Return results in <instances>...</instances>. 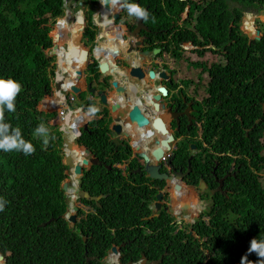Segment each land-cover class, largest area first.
Masks as SVG:
<instances>
[{
    "label": "trees",
    "instance_id": "16d2710c",
    "mask_svg": "<svg viewBox=\"0 0 264 264\" xmlns=\"http://www.w3.org/2000/svg\"><path fill=\"white\" fill-rule=\"evenodd\" d=\"M128 2L138 3L145 10L148 8L145 24L153 34L161 35L172 22L177 24L180 21L187 6L178 0ZM231 2L237 5L231 7ZM197 4L191 2L190 7L196 8H189L187 13L191 17L193 12H199L196 23L186 34H177V49L181 43L192 42L200 47L212 45L207 51L224 54L226 63H215L209 69L214 76L209 92L217 104L222 103L224 89L228 91L224 100L230 104L235 103L234 93L238 90L247 98L253 96L255 101L264 102V89L252 93L264 85V80L253 78L257 75L264 78V30L262 39L252 42L241 30L245 14L251 9L259 11L264 7V0H207L200 7ZM95 13L94 9L88 12L89 28L85 41L90 45H94L98 35L93 22ZM65 14L66 0H0V78L15 80L22 87L16 98V112L5 111V122L13 127L19 126L23 138L35 147V152L27 156L22 152L0 151V198L8 201L0 211V254H10L7 264H104L102 260L111 243H118L114 242L118 233L114 236L112 231L120 227V222L129 228L137 219L139 227L146 226L139 222L140 217L135 216L138 201L135 202L126 187H122L124 179L120 169L115 167L126 157L122 154H116L114 159L109 157L115 152L108 136L110 122L106 110L100 113L102 120L88 125L78 143L88 148L100 162L83 173L81 191L94 197L108 195V198L99 202L100 209L92 205L95 214L74 229H70L64 219L68 205L62 187L67 179V166L63 162L61 134L55 132L47 147L40 138L32 136L39 124L46 126L56 118L55 114L43 113L39 107L51 92L55 78V67L50 69L53 58H48L44 50L53 47L52 27ZM121 18L124 19L123 14ZM153 48L155 45L149 49ZM177 52L173 50L174 56ZM59 54L65 57L66 52L59 51ZM95 67L96 63L89 66L90 83L98 74ZM252 79L255 87L251 86ZM88 107H93V103L89 102ZM256 109L261 112L258 103ZM209 133L213 130L209 129ZM107 166L111 167L110 170ZM83 204L90 206L86 202ZM260 219V214L256 213L251 221L249 245L253 238L264 239V219ZM138 226L133 237L143 232ZM160 242L152 235H138L137 242L123 248L120 260L122 263L139 262L145 253L148 260L158 261L164 248ZM204 248L216 252L209 264H240L245 254L248 260L256 258L255 253H247V250L239 253L205 245ZM192 250L190 255L196 259L192 264H202L203 252L200 253L195 245ZM179 255L180 252H175V256ZM187 260H175L168 255L161 264H183Z\"/></svg>",
    "mask_w": 264,
    "mask_h": 264
},
{
    "label": "flooded vegetation",
    "instance_id": "af4514ba",
    "mask_svg": "<svg viewBox=\"0 0 264 264\" xmlns=\"http://www.w3.org/2000/svg\"><path fill=\"white\" fill-rule=\"evenodd\" d=\"M69 1L66 0V3L69 4ZM178 1L186 3L188 11L189 8H196V6L190 7L191 2H197L199 7L207 2V0ZM120 2L122 6L124 3H129L128 0H120ZM81 9L86 11L84 18L86 25L80 23L73 27L68 25V31L65 34L70 33L78 40V35L73 33L81 26L80 44L85 45V35L89 28L88 12L90 9L96 11L93 16V22L96 24L97 15L105 11L101 0H78L74 11L77 13ZM146 11L148 12V8ZM188 11L181 14L177 24L172 22L171 27L166 28L163 35L153 34L145 24L147 30L139 34L144 44L143 51H150V46L155 45L151 52L155 49H160V52L149 61L142 59V66L147 76L146 82L129 78L127 83L130 89L138 87V95L144 101L152 88L162 87L166 90V95L158 92L161 100L157 103L160 109L157 116L163 120L166 132L171 134L173 142L169 151H166L155 165L158 167L159 179L153 180L144 172V162L139 157L142 150L135 152L130 146L123 147L120 144L116 150L113 149L115 153L109 156L111 159H114L116 154L126 157L121 165L117 164L124 179L122 187H126V191L135 202L138 201L135 207L138 212L135 216L140 217V223L146 224L145 227H139L138 220L134 219V226L126 228L120 222V227L112 231L114 236L118 233L114 241L118 243H111V248H116L121 255L123 248L131 242H137L138 235H152L156 241L160 240V245L164 247L160 259L156 261L159 264L168 255L175 260L186 258L188 260L183 264H192L196 261L195 257L190 255L194 245L198 246L199 252L204 254L202 264H209L216 256V252L206 250L204 245L215 250L244 252L249 246L247 241L250 240L249 230L254 215L259 213L260 220L264 219V102L255 101L253 96L247 98L241 90H238L234 93L235 103L230 104L224 100L228 92L226 89H224L220 105L213 100V95L209 92L210 83L213 82L214 77L209 69L213 65L207 66L206 62L199 61V58L209 53L207 50L212 45L200 47L187 42L186 44H191L189 47L195 56L193 60H187L182 55L186 52L185 49L178 47V50L175 43L177 34H186L196 23L199 12H193V15L188 17ZM121 15L122 13L120 18ZM121 19L113 25V28L119 26V30L112 38V43L123 51V55L117 61L120 68L127 69L128 63H132L135 56L119 42L117 35H120L124 41H128V33L133 32L136 24ZM70 21L69 17L63 22L67 24ZM74 22L78 23L77 18H74ZM255 26L260 31L264 30V24L260 22H255ZM59 33L63 32L59 30ZM98 36L99 34L97 38ZM63 42L60 39L57 44L61 45ZM72 47H74V55L79 57L81 48L66 46L61 49L69 52L68 57H70ZM77 49L78 52H76ZM174 49L178 51L175 56ZM44 53L51 58L48 50H44ZM124 53L129 54L126 56ZM217 55L224 57L222 52ZM56 60L53 58L50 69L57 68ZM75 61L78 70L83 69L78 58ZM176 62L185 63L186 67H173L172 65ZM203 64L206 66L203 67ZM218 64L222 63L218 62ZM151 72L154 73L153 78L150 76ZM186 73L196 77L187 78L184 76ZM87 74L89 82L91 75L89 71ZM260 76L253 78L264 80ZM99 80L96 76L94 77L93 83L98 88L102 87L101 89L106 90L107 93L114 92L111 87V77L104 79L102 84H99ZM255 84L253 82L251 86L255 87ZM238 87L240 88V85ZM261 89H264V85L256 88L252 93ZM257 103L261 107V112L256 109ZM104 109L108 110V108ZM218 110L220 114H217ZM209 129L213 130V133H209ZM161 136L158 134V137ZM194 159L195 163H193ZM68 170L67 167L66 172ZM66 182H72L68 175L63 187ZM90 197L94 196L90 194ZM103 197L108 198V195L102 196L97 204L72 199L68 201L69 207L72 203L79 205L76 227L95 214L92 205L100 209L99 202L105 199ZM83 202L89 203L90 206H85ZM187 208L190 211H186ZM216 208L218 210L214 211ZM137 226L138 230L140 231L141 228L143 232L133 237ZM177 251L180 252L179 256H175ZM106 256L103 260H108ZM255 256L256 258H249V264H258V257ZM143 257L147 258L145 253L141 260ZM149 261L154 260H147V264H151ZM0 264H3L1 260Z\"/></svg>",
    "mask_w": 264,
    "mask_h": 264
},
{
    "label": "water",
    "instance_id": "95a60500",
    "mask_svg": "<svg viewBox=\"0 0 264 264\" xmlns=\"http://www.w3.org/2000/svg\"><path fill=\"white\" fill-rule=\"evenodd\" d=\"M183 1V0H180ZM138 4V3H137ZM139 5V4H138ZM102 7L105 12L110 13L111 15V21H109L110 25L113 26L114 23L118 22L120 20V14L123 12V6L118 0V2L113 5L111 3V0H108L107 3H103ZM188 9H186V12ZM71 15V14H70ZM96 18V16H95ZM78 23L81 25H86V21L81 17V13L77 15ZM65 20H58L56 23V28L62 24V22ZM82 21V23L80 22ZM115 31L119 30V26L114 28ZM147 30L146 25L144 23V19L137 17V26L132 31H130L128 34L131 36V39L128 37L129 46L131 47V50H133L135 59L132 63H128V68H122L118 66V60L123 55V51L120 48L114 47L111 51H109V57L106 58V60L101 58V55L97 56L96 49L94 48L91 53L89 50L84 49L81 51V55L79 56L80 59L78 61L81 64V69L79 72H76V75H71L69 72L65 71V68L67 67V60L65 58H59L57 60V70L55 72L56 74V86L59 85V89L57 91V96H61L59 99L60 102H63L64 105H66V108L69 110V106L67 101V96L62 94L64 91L62 88L63 82H71V84H78L86 87L85 91L89 92L91 98L99 99V104L101 106L108 108V118L111 121V124L109 126L110 131V137L112 138L113 142L121 143L123 147L131 146L133 150L136 152H139L141 146L146 147V151L139 154V157L144 162V172L151 178L158 180L159 177L157 176L158 167L155 165L158 164V160L162 157L164 154V150L170 149V146L173 142V137L171 134H167L166 127L161 118H158L157 114H159L160 109L159 105L157 103L160 102L161 96L159 93H162L163 95H166V90L162 87L154 89V93H148L147 98H145V101L140 98L138 95V87L135 86V89H130L129 86L122 85L117 76H121V78L126 77L127 74L131 78L137 79L139 81L145 82L147 80L146 72L143 69V66L140 64V61L142 58H145L147 61L151 60L152 56H156L159 54L160 50L155 49L153 52L146 50L142 51L144 44L143 41L140 40L139 34L143 31ZM244 33L248 35L250 41H260L262 39V33L260 30H255L253 32L244 30ZM255 35V36H254ZM55 47L52 50V56H57V52L60 51V47L56 45L60 39L64 40L65 35L64 34H55L53 36ZM117 38L119 39V42L123 45L127 41H124L122 37L117 35ZM107 42V39H106ZM71 60L77 59V57L74 55V47L71 48ZM92 55V58L90 57ZM91 58V59H90ZM96 62V69L99 72V75L97 76V79H102L103 77L110 76L112 78V88L114 89V92L109 95L106 90H100L92 87L91 83H88L86 80V73L90 70L89 66L91 63ZM85 70V71H84ZM150 76L153 78L154 73L151 72ZM80 87H74V92L77 96H81V93L83 91H80ZM128 87V88H127ZM77 91L79 93H77ZM132 91H135L131 95ZM137 92V93H136ZM159 92V93H158ZM44 103V102H43ZM47 104V103H46ZM59 111V110H58ZM123 112V114H122ZM150 112V113H149ZM83 110L80 109L79 111L73 113H68V117L66 118L65 122L70 123H78L81 128L86 129L87 124L89 123L87 117L83 114ZM63 136L62 139L64 140L65 146L68 151L74 152L75 149H79L84 152L83 160L82 161H75L72 156L69 154L66 155L65 158V165L70 168V170L67 172V175L72 179L73 175L75 174L78 179L75 182H66V184L63 187L64 192H69L70 188H72V192L74 193L75 197L79 200H86L89 202H95L97 203L100 198H90L88 194L82 192L80 190L81 188V179L83 177V171L84 168H88L91 164L96 165L97 160L93 157V154L88 150L87 148H80L77 146L73 140L67 138L66 131L62 130ZM76 134L80 137L82 135L81 131H77ZM160 134L163 137L162 140H157V135ZM155 150L148 152V149ZM156 163V164H155ZM73 169V171H72ZM75 170V172H74ZM204 186L202 185L201 189L203 190ZM105 198V197H103ZM160 199V197H159ZM67 201L68 197H67ZM73 204V203H72ZM70 204L68 213L64 217L67 223L70 226V229H73L77 225L78 221V211L79 207H73V205ZM186 211H190L189 208L185 209ZM84 243L86 242V239L83 240ZM111 253L118 255V251L116 248L111 249ZM89 261V259H87ZM146 259L143 257L142 261L140 263H133L130 262L128 264H145ZM109 264H123L119 260L117 262H112Z\"/></svg>",
    "mask_w": 264,
    "mask_h": 264
},
{
    "label": "clouds",
    "instance_id": "9594fccd",
    "mask_svg": "<svg viewBox=\"0 0 264 264\" xmlns=\"http://www.w3.org/2000/svg\"><path fill=\"white\" fill-rule=\"evenodd\" d=\"M108 2V0H101V3L103 4V3H107ZM118 2V0H111V3L113 4V5H115L116 3ZM66 5H67V3H66ZM124 7H126V9H127V11H128V13L130 14V15H134V16H136V19H137V17L138 18H141V19H144V22H145V20H147L148 19V12L145 10V9H143L142 7H140L137 3L136 4H129V3H125L124 5H123ZM68 14H70V12L68 13ZM79 14V13H78ZM123 14V13H122ZM70 17V16H69ZM69 17H66V15H65V17L64 18H61V19H59V20H67ZM245 17V16H244ZM71 18V17H70ZM77 18V17H76ZM83 19H84V17H83ZM65 20V21H66ZM85 20V19H84ZM120 20H122L121 18H120ZM247 21V20H246ZM57 22H58V20H57ZM71 22V21H70ZM79 24V23H78ZM243 24V23H242ZM246 23L244 22V25H245ZM69 26H70V24H69ZM136 26H137V21H136ZM254 26V25H253ZM95 27L100 31V33H99V36H98V38L97 39H100V40H102L105 44H107V42H106V39H107V37L110 39V41L112 42V38H114V37H111V36H109L106 32V30H109V29H113L114 30V28H113V26H111L110 25V23H109V25L105 28V29H103V30H101V28H99L96 24H95ZM121 28V27H120ZM52 30H56L57 31V28H56V24L52 27ZM242 31H243V29H241ZM255 30H258V29H255ZM254 30V31H255ZM82 31V30H81ZM57 33V32H56ZM117 32L115 31V34H116ZM243 33H244V31H243ZM261 33H262V31H261ZM57 34H64L65 35V39H64V41L65 40H67L68 39V41L69 40H71L72 38H73V36L70 34V33H57ZM70 34V35H69ZM245 34V33H244ZM247 35V34H246ZM248 36V35H247ZM262 36H263V33H262ZM128 37L131 39V36H129V34H128ZM52 38V37H51ZM97 39H95L96 41H95V43H94V45H91V47L90 46H88V45H83V44H80V45H78L77 47L80 49L81 48V50L80 51H82V50H84V49H87V50H89L90 51V53H91V51L95 48L96 50L98 49V48H100L101 47V45L99 46V47H97ZM129 39V40H130ZM53 40V47L51 48V49H49L48 51H50V57L51 58H55V59H59V58H63V57H61L60 56V54H59V52H57L58 54H57V56H52V50H53V48L55 47V43H54V38L52 39ZM62 40V39H61ZM62 42H63V40H62ZM129 41H127L126 43H124L123 44V46L124 47H126V48H128L129 49V53L130 54H133L134 55V51L133 50H131V47L129 46ZM56 45H58L59 47H60V49L61 48H63V47H66V46H62L61 47V45H59V44H56ZM66 45H68L67 43H66ZM184 45H186V46H189V45H191V44H186V43H181L179 46H180V48L181 47H183ZM93 46H94V48H93ZM68 47V46H67ZM142 51H143V49H141ZM160 50V49H159ZM151 51V50H150ZM129 53H124V55H127V54H129ZM81 55V54H80ZM158 55V54H157ZM59 57V58H58ZM78 59H80L78 56H76ZM90 57L92 58V55H90ZM153 57V56H152ZM90 58V59H91ZM143 59V58H142ZM142 59L141 60H138V61H140V64L142 65ZM57 60H56V62H57ZM67 60V59H66ZM134 60H137V59H134ZM93 63H96V62H93ZM92 64V63H91ZM58 65V64H57ZM55 66H56V64H55ZM118 66L119 67H121L120 66V64L118 63ZM96 68V67H95ZM128 68V67H127ZM120 69H122V68H120ZM56 70H57V68H55V72H56ZM86 73V75H87V77H86V80H87V78H88V74H87V72H85ZM97 75H96V77L99 75V72H98V70H97ZM90 74V73H89ZM91 75V74H90ZM93 77V76H92ZM107 77H110V76H106V77H103L102 78V80L100 79L99 81V84H102V81L104 80V79H106ZM117 78L119 79V81L121 82V84L122 85H126L127 86V83H128V79L129 78H131L130 76H129V74H127V76L126 77H123V78H126V80H122L121 79V76H117ZM55 80H56V74H55V78L53 79V81H52V88H51V92L48 94V95H46L45 96V98L42 100V102H41V104H40V107H39V109H41V111L43 112V113H46V114H50V115H53V114H55V116H56V118H55V120H51V121H49L48 123H47V125L45 126L43 123H41V124H39L34 130H33V132H32V136H33V138H40L41 139V141H42V143H43V145L45 146V147H47L50 143H51V141H52V138H53V134L55 133V132H60V134H61V139H62V136H63V131L62 130H64V131H66V133H67V138H69V139H71V140H73L74 141V143L77 145V146H79L80 148H86V147H84V146H81L79 143H78V141L80 140V138L84 135V133H86V131H87V128H88V125L90 124V123H92L93 121H95V120H102V116L100 115V113L103 111V109L104 108H107V107H104V106H101L100 104H99V99L98 98H96V96H94V98H91V96H90V94H89V92H87V90L85 91V89H86V87L84 88L83 86H81L80 87V85H78V84H71V82H68L69 80L67 79V82H63V84H62V88H63V92H62V94H64V95H66L67 96V103H68V106H69V110L66 108V105H64L63 104V102H60L59 101V99L61 98V96H57V91L58 90H60L59 89V85L58 86H56V82H55ZM88 81V80H87ZM94 82V81H93ZM91 83L92 84V87L93 88H96V89H100V90H104V89H101V88H98L94 83ZM145 82H146V80H145ZM254 82V80L252 79V81H251V83H253ZM67 83H69V87L68 88H65L64 86L67 84ZM88 83H90V82H88ZM74 87H80L81 88V90L80 91H83L82 93H81V96H77L76 95V93L73 91L74 90ZM128 88V87H127ZM154 89L155 88H152L151 89V91H150V93H154L155 91H154ZM22 91V87H21V85H20V83L19 82H17V81H15V80H12V79H4V78H0V151H3V152H13V151H15V152H22L24 155H31L32 153H34L35 152V147H34V145L31 143V141H29V140H25L24 138H23V136H22V132H21V128L19 127V126H16V127H13L10 123H6L5 122V111H7V112H9V113H15L16 112V98H17V96L19 95V93ZM107 92V91H106ZM133 93H135V91H132ZM77 93H79L78 91H77ZM113 93V92H112ZM109 94V93H108ZM109 95H111V94H109ZM56 99H57V101H56ZM72 99H74V101H72ZM44 102V103H43ZM77 102H79V103H81V106H79V107H77V108H72V106L71 105H73V104H75V103H77ZM93 103V107H88V103ZM47 103V104H46ZM82 103H84V104H82ZM83 106V107H82ZM85 107H88L89 109H92L91 111V116L92 115H94V117H95V119H93L92 120V122H90V118H88L87 117V111L85 110ZM263 107H264V105H263ZM80 109H82L83 110V114L87 117V119L89 120V123L87 124V128L86 129H84V128H81V126L78 124V123H70V124H68V122H65V120H66V118L68 117V113H70V112H73V113H75V112H77V111H79ZM59 110V111H58ZM104 110H106V109H104ZM107 111V116H108V110H106ZM89 116H90V114H89ZM108 120H109V122H110V124H111V121H110V119L108 118ZM110 124H109V126H110ZM109 126H108V130H109ZM77 131H81V133H82V135L79 137L78 136V134H76V132ZM109 138H110V141L114 144V147L112 148V149H114V150H116L118 147L117 146H120V144L121 143H116V142H113V140H112V138L110 137V131H109ZM163 139V137H159L158 138V135H157V140H162ZM62 142H63V147H62V150H63V153H62V155H63V157H64V160H63V162H64V164H65V158H66V155L68 154V150H67V148H66V146H65V143H64V140L62 139ZM127 147V146H126ZM131 147V146H130ZM88 149V148H87ZM131 149L133 150V148L131 147ZM148 149V152L150 153L152 150L154 151L155 150V148H153V149H149V148H147ZM75 150H79V149H75ZM75 150H74V152H73V154H69L70 156H72L73 158H74V162L76 161H82L83 160V157H82V159L80 160V159H78L77 158V156H75ZM89 150V149H88ZM140 150H142L143 152H145L146 151V147L145 146H141V148H140ZM139 150V151H140ZM133 151H135V150H133ZM166 151H168V150H164V153L166 152ZM70 152V151H69ZM82 152V155L84 156V152L83 151H81ZM91 152V151H90ZM136 152V151H135ZM142 152V153H143ZM72 153V152H71ZM92 153V152H91ZM93 154V153H92ZM93 157L97 160V164L96 165H100V162H99V160L93 155ZM156 164V163H155ZM96 165H93V164H91L88 168H84V171H83V173H85L86 171H89L90 170V168H92L93 166H96ZM116 168L118 167V165H116L115 166ZM110 166H107V169L108 170H110ZM69 170H70V168H69ZM68 170V171H69ZM72 171H73V169H72ZM74 172H75V170H74ZM66 174H67V172H66ZM72 175H74V177L76 176L75 174H72ZM69 177V176H68ZM73 177V176H72ZM70 178V177H69ZM71 179V178H70ZM81 181V180H80ZM72 182H74L73 181V179H72ZM72 190V188H70V191L69 192H72L71 191ZM81 190V189H80ZM69 192H65V194H66V202L68 203V201H67V197H68V200H70V199H72L68 194H69ZM85 193V192H84ZM72 194H73V197L75 198V201H79V202H82V201H86V200H79V199H77V197H75V195H74V193L72 192ZM86 194H88V193H86ZM89 195V194H88ZM104 196H106V195H104ZM89 197H90V195H89ZM99 197H102V196H98V197H90V198H99ZM106 199V198H105ZM73 200V199H72ZM100 200V199H99ZM74 201V200H73ZM86 202H89V201H86ZM8 203V201H6V200H4L3 198H0V211H3L4 210V207H5V205ZM98 203V202H97ZM97 203H95V204H97ZM73 205V207H75V204L73 203L72 204ZM100 206V205H99ZM76 207H79V205H76ZM100 208H101V206H100ZM68 209H69V206H68ZM67 209V210H68ZM79 212V211H78ZM67 214V213H66ZM66 216V215H65ZM64 216V217H65ZM77 216H78V214H77ZM65 219V218H64ZM76 227V226H75ZM74 227V228H75ZM73 228V229H74ZM112 249V248H111ZM111 249H109L108 250V252H107V258H108V260H102V262L104 263V264H109V263H112V262H117L118 260L121 262V260H120V258H121V255H120V253H118V255H115V254H113V253H111ZM247 253H255L256 255H257V257H258V260H257V262H258V264H264V239H261V240H257L256 238H253L251 241H250V245H249V248L247 249ZM10 256V254H7L6 256H3V255H1L0 254V260L3 262V264H7V257H9ZM146 259V262H145V264H147V260H148V258H145ZM142 261V260H141ZM140 261V262H141ZM140 262H135V263H140ZM149 262H151V264H159V262H156V261H149ZM122 263V262H121ZM123 264H128V263H123ZM240 264H249V260L247 259V254H245L244 256H242L241 257V259H240Z\"/></svg>",
    "mask_w": 264,
    "mask_h": 264
},
{
    "label": "rangeland",
    "instance_id": "374dc122",
    "mask_svg": "<svg viewBox=\"0 0 264 264\" xmlns=\"http://www.w3.org/2000/svg\"><path fill=\"white\" fill-rule=\"evenodd\" d=\"M77 4H78V0H70L69 1V4H67L66 5V17H71V22L69 23L70 24V26L71 27H73V26H75V25H78V23H76V22H74V18H76L77 17V15H78V13L80 12L81 13V17H86L85 15H86V11H85V9H83V11H82V9H81V11H79V12H75L74 11V8H76L77 7ZM125 4V3H124ZM237 4H234V3H230V6L231 7H235ZM77 11H78V9H77ZM70 12V14H68ZM123 16H124V20H126L128 23H135L136 24V21H137V19H136V16H134V15H130L129 13H128V11H127V9H126V7H124L123 8ZM66 20V19H65ZM250 21L253 25H254V28L255 29H259V28H256V26H255V22H260V23H262V24H264V7L263 8H261V9H259V11H257V9H251V11L250 12H248V13H246L245 14V17H244V19H243V24H242V26H241V29H244V30H246V31H249L246 27H245V25H244V22L245 23H247V21ZM80 28V31H79V35H78V40H76L78 43V45H80V39L82 38V34H81V26L79 27ZM102 30V29H101ZM107 32V34L109 35V36H111V37H115V30H113V29H109V30H106ZM57 31L55 30H52V32H51V34H50V37H52V39H53V36L55 35V34H57L56 33ZM113 32H114V35H113ZM100 33V31L98 30V34ZM70 35V34H69ZM255 36V35H254ZM96 39H97V37H96ZM72 40H67V42H66V40L61 44L62 46H71V44H70V42H71ZM96 41V40H95ZM66 43L68 44V45H66ZM102 43H104L102 40H100V39H97V47H99L100 46V44H102ZM84 44L85 45H88V46H90L91 47V45L90 44H88L85 40H84ZM183 48L185 49V51L186 52H184L182 55L184 56V57H186V59L187 60H193V58H195V56L192 54L193 53V50L191 51V49H190V47L189 46H186V45H184L183 46ZM50 51H48V53H49ZM50 54V53H49ZM68 56H69V52H66V58H68ZM199 61H202V62H206V64H207V66H210V65H213V64H215V63H218V62H221L222 64H225V62H226V60H225V58L224 57H222V56H220V55H217V54H214V53H212V52H209L208 54H206L203 58H199ZM173 67H186V64L185 63H179V62H176L174 65H172ZM85 71V70H84ZM201 71V70H200ZM199 72V71H198ZM184 76H187V78H189V77H196V76H194L193 74H191V73H186ZM122 80H126V78H121ZM102 80V79H101ZM109 94H112V92L111 91H109L108 92ZM72 106V108H77V107H79V106H81V103H75V104H73V105H71ZM75 207H76V205H75Z\"/></svg>",
    "mask_w": 264,
    "mask_h": 264
},
{
    "label": "bare ground",
    "instance_id": "6f19581e",
    "mask_svg": "<svg viewBox=\"0 0 264 264\" xmlns=\"http://www.w3.org/2000/svg\"><path fill=\"white\" fill-rule=\"evenodd\" d=\"M109 16H110V13H103L101 12L99 15H97V22H96V25L101 28L102 30L105 29L108 25H109V22H108V19H109ZM250 21H247V23L245 24V27L253 32L255 30L254 26L252 23H249ZM68 25L69 23L65 24L64 22H62V24H60V26L58 27L57 29V33H59V30H61L63 33H65L66 31H68ZM80 31V28L79 29H75L74 30V35H77ZM57 35V34H56ZM79 35V34H78ZM113 35H114V32H113ZM116 36V34H115ZM71 46H75L77 48V41L75 38L72 39V41L70 42ZM75 44V45H74ZM101 47L98 48L96 50V53L101 55V56H104V60H106V58L109 57V51H111L112 49H114L115 47V44H113L110 39L107 37V44L105 43H102L100 44ZM60 51H64L63 49H60ZM65 52V51H64ZM127 56V55H126ZM65 59H67V67L65 68V71L69 72L71 75L74 74V76L76 75V72H79L78 68H77V65H76V61L75 60H71L70 57L66 58V54H65V57H63ZM70 85L69 83H67L64 87L65 88H68ZM68 154H73V152H69L68 151ZM75 156H77L78 159H82L83 155H82V152L81 150H75ZM73 181H77V177H74L73 175ZM74 201H75V198L73 197V194L72 192H69L68 194Z\"/></svg>",
    "mask_w": 264,
    "mask_h": 264
},
{
    "label": "crops",
    "instance_id": "0c3cea01",
    "mask_svg": "<svg viewBox=\"0 0 264 264\" xmlns=\"http://www.w3.org/2000/svg\"><path fill=\"white\" fill-rule=\"evenodd\" d=\"M132 94H133V92L130 94V98H131V95H132ZM56 101H57V99H56ZM77 103H79V102H77ZM82 104H84V103H82ZM82 107H83V106H82ZM85 110L87 111V114H86L87 117L90 118V122H92V120L95 119L94 115L91 116V112H92L91 110H92V109H89L88 107H85ZM89 114H90V116H89ZM88 121H89V120H88ZM158 138H159V137H158Z\"/></svg>",
    "mask_w": 264,
    "mask_h": 264
},
{
    "label": "built area",
    "instance_id": "2783aa9c",
    "mask_svg": "<svg viewBox=\"0 0 264 264\" xmlns=\"http://www.w3.org/2000/svg\"><path fill=\"white\" fill-rule=\"evenodd\" d=\"M72 101H74V99H72Z\"/></svg>",
    "mask_w": 264,
    "mask_h": 264
}]
</instances>
